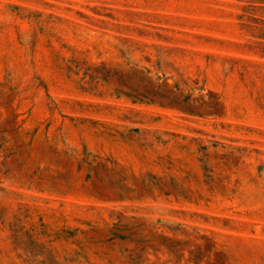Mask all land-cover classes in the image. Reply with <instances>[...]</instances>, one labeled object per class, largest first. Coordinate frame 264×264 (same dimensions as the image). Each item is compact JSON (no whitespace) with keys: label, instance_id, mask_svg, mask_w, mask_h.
Listing matches in <instances>:
<instances>
[{"label":"rangeland","instance_id":"374dc122","mask_svg":"<svg viewBox=\"0 0 264 264\" xmlns=\"http://www.w3.org/2000/svg\"><path fill=\"white\" fill-rule=\"evenodd\" d=\"M0 264H264V0H0Z\"/></svg>","mask_w":264,"mask_h":264}]
</instances>
